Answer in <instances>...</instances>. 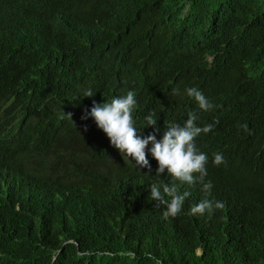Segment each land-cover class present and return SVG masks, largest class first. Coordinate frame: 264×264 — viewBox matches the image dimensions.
<instances>
[{
	"label": "trees",
	"instance_id": "16d2710c",
	"mask_svg": "<svg viewBox=\"0 0 264 264\" xmlns=\"http://www.w3.org/2000/svg\"><path fill=\"white\" fill-rule=\"evenodd\" d=\"M128 91L141 138L190 114L214 124L194 140L203 182L158 175L151 144L149 171L88 130L93 101ZM4 96L30 118L0 127V264H264V0H0ZM54 100L68 105L56 113ZM154 184L189 193L177 216ZM205 199L211 213L192 214Z\"/></svg>",
	"mask_w": 264,
	"mask_h": 264
},
{
	"label": "clouds",
	"instance_id": "9594fccd",
	"mask_svg": "<svg viewBox=\"0 0 264 264\" xmlns=\"http://www.w3.org/2000/svg\"><path fill=\"white\" fill-rule=\"evenodd\" d=\"M18 2L19 0H13ZM174 93L178 90L174 89ZM186 93L193 97L201 110L209 111L213 105L208 101L205 95L197 88H188ZM85 97H92L91 90L84 93ZM68 105L67 101L54 100L52 110L56 113L62 112ZM136 105V99L132 91H128L126 96L113 98L110 103L97 104L93 101V106L87 115L88 130L100 128L110 140L103 142V145L117 155L121 153L135 160L136 165L141 168H148L151 171V165L146 158V147L151 144L152 156L158 161L157 174L160 175L167 170L168 174L175 180H179L188 185H193L199 180L203 182L207 175L206 163L207 155L199 152L194 143L195 138L201 133H208L214 127V124L206 125L203 128L195 125L196 115L190 114L185 124L181 127L170 125L164 132L161 140H157L154 134H149L141 138L137 134V129L133 125L132 111ZM46 116L51 111L46 106L41 107ZM87 115L83 117L87 118ZM70 118V114L68 115ZM30 117L25 114V103H14L12 98L4 96L0 100V127L4 130L17 132L21 123H27ZM147 126H156L157 120L152 115L146 117ZM247 128V126H244ZM156 131H159L157 128ZM214 164L224 163L221 154H214ZM194 174H199L195 176ZM211 183L203 184L205 192L210 191ZM188 192L180 195L177 192L175 184L163 185V193L154 184L151 186L150 196L152 200L160 205H166L164 217H175L180 213ZM165 197H170L166 199ZM221 202L215 204V208H222ZM213 204L205 199L198 205L191 208L192 214H204L205 211L211 213Z\"/></svg>",
	"mask_w": 264,
	"mask_h": 264
}]
</instances>
